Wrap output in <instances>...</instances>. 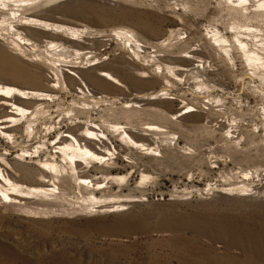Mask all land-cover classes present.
<instances>
[{
	"label": "rangeland",
	"instance_id": "obj_1",
	"mask_svg": "<svg viewBox=\"0 0 264 264\" xmlns=\"http://www.w3.org/2000/svg\"><path fill=\"white\" fill-rule=\"evenodd\" d=\"M217 3V0H48L36 9L37 13H33L35 9L25 11L27 15L84 25L88 26L86 30L105 34L104 38L111 39L108 46L99 50L103 58L110 57L114 65L126 63L128 58L135 60L151 75L146 80L123 73L129 90L151 92L162 87L168 77L172 81L170 92L177 97L158 99L154 104L141 102L139 111L133 114L126 112L129 108L124 104L122 112V105L116 102L91 105L94 107L91 114L102 121L123 116V122L132 121L139 128H146L149 122L161 126L162 130L155 135L157 154L124 145L121 153L113 154L121 165L116 164L111 172L127 174L124 184H114L115 189L124 187L123 193H132L133 197L123 198L134 201L123 208L115 206L119 209L111 213L98 212L94 206L88 211L82 208L85 196L67 183L68 188L54 203L44 200L40 203L41 199L34 194L32 199L9 203L0 192V264H264V93L260 90L264 88V79L259 76L263 71L253 72L239 53H235L233 61L225 59L207 38L215 24L228 35L233 34L231 16ZM3 17L0 12V20ZM119 26L132 28L144 44L156 46L150 53L135 55L129 44L108 34ZM168 36L163 45L156 44ZM5 52L0 45V82L10 79L11 84L34 86L28 76L39 71L40 62L32 61L40 58L35 55L39 52L27 50L29 59L25 63ZM190 53L198 61L181 58ZM41 55V62H50L51 55L44 49ZM192 60L204 65L200 70H208L203 72L205 76L196 77L200 72L199 68H192ZM159 63L163 67H158ZM174 63L189 65L191 69L178 71L183 72L182 77L175 78L164 68ZM48 66L44 68L50 75L53 70ZM202 79L208 87L198 88L197 82ZM100 86L96 85L98 90ZM109 89L118 90L114 86H102L101 90ZM123 97L124 101H135L129 92L123 91ZM187 105H195L200 111L177 119L169 116ZM63 107L66 106H60ZM153 107L159 111L150 110ZM24 123L19 124L21 133L25 131ZM229 130L234 131V137H230ZM32 136L20 145L1 136L0 148L13 146L9 157H18L24 153L23 148L35 150L38 138L31 141ZM31 143L32 146H27ZM22 172L25 175L21 183L38 185H33L40 178L35 168L30 172L23 168ZM143 173L148 179H142ZM51 176L47 173L46 179L52 181ZM238 187H245L242 192L246 194L238 195L241 192Z\"/></svg>",
	"mask_w": 264,
	"mask_h": 264
},
{
	"label": "bare ground",
	"instance_id": "obj_2",
	"mask_svg": "<svg viewBox=\"0 0 264 264\" xmlns=\"http://www.w3.org/2000/svg\"><path fill=\"white\" fill-rule=\"evenodd\" d=\"M44 1L48 0H0V12L4 14L3 19L0 20V45L3 50L8 52L9 55L11 54L12 58L13 56L18 57L19 61H22V63L28 62L27 50L30 49L31 51H38L39 53L35 55L40 58H42L41 56L43 54L41 55V52L43 49L51 55L50 57L48 56V60L50 61L48 63L45 62V60L41 62L40 58L32 59V61H38L37 63L40 62L39 71H35L36 73L30 76L27 75L28 79L32 80L34 86L25 87L23 84V87L11 84V82L8 83L10 81L8 78L9 76L7 77L9 79L8 82H3L4 80L0 82V137L2 136L3 138L9 139L7 141H11L13 144L19 143L18 145L28 142L26 138H29L31 135H33L30 139L31 141L38 138V144L35 150H31L28 147L23 148L22 151H24V153L20 154L18 157H9L11 154L10 151L13 149L11 147L13 146H1L2 148H0V150L5 149L6 152L0 151V192L6 198V200H4L9 203H18L24 198L32 199V194L38 196V199H41L40 203H42L43 200L54 203V201H58V199L62 197L61 195L68 188L65 186V183H67L70 188L73 186L78 188L83 196H85L83 198L85 203L82 204V208L88 211L91 206H94L97 208L98 212L114 213V211L119 209H115V206H122L123 208V206L130 203V201H134V199L130 200L128 198H123L133 197L132 193H123V191L125 192V189H123L124 187L121 189L119 188L120 190L118 191L115 189L114 184H118L119 186L124 184L127 174L111 172L112 169H115L116 164L117 166L120 164H118L117 156H113V154L121 153L122 145L128 146V148L134 147L140 150H149V152H146L149 154L154 153V151L156 152L159 146H155L156 142H158L155 135L162 129L160 125L154 122L147 123L146 128H139L133 124L134 122L131 123L132 121L129 122L125 119L126 121L123 122V116H114L115 118H106L102 121L94 117V114V116L91 114V111L95 107L94 105L97 104L98 106L99 103H104L106 101H109V103L116 102L122 105V112L124 104L126 108H129L126 112L133 114L139 111L141 102H144V104H154L158 99L172 100L176 99L177 96L175 97L170 92V90H172V81L168 77L165 78L162 87L153 91L151 90V92L140 90L133 92L129 90V85L123 81V73L125 75L132 74V76L136 74L138 77L145 78L146 80L150 78L151 75L145 67L139 65L135 60L132 62L128 58L126 63L121 61V63L114 65L112 63L114 60L111 61L110 57L103 58L104 54L99 52V50H101L103 46H108L110 43L108 41L111 39L110 37L104 38L103 36H105V34H98L99 32L96 33L93 30H86L88 26L82 25L83 27H79L80 25L74 26L68 23L54 22L46 20L45 18H38V16L35 17L34 15L25 14V11L27 13V10L30 9H35L33 13H37ZM217 1V5L221 9L226 10L228 15L231 16V26H229L233 28V30H230L233 34L228 35L223 32V28L220 29L216 26L217 24H215L212 29L210 28L211 31L208 30L210 36H208V34L207 38H210L214 47L216 46L217 49L224 54L225 59L233 61L236 55L235 53L244 56L246 58L245 60L249 62L247 64H250L252 66L251 68L254 69L252 70L253 72L257 70H260V72L261 70L263 71L259 76L264 79V0ZM184 5L185 3L183 6ZM184 10L186 9L184 8ZM227 29L229 30L228 27ZM172 33L173 30L171 34ZM108 34L114 39L122 40L125 44H129V48L132 49L137 56H141L142 52H152L151 48L153 49V47L156 46L155 44L152 46L144 44L132 28L130 29L125 26L115 27ZM168 39L169 36L158 41L156 44L163 45ZM38 40L42 41L44 44L41 45ZM182 57H188L198 61L195 54L190 53L182 55L181 58ZM76 60H80V63L77 64ZM16 61L17 59L14 62ZM85 61L86 63L83 64ZM58 62L60 63L58 64ZM192 64H194L192 68H199L198 72L200 73L196 76L197 78H200L201 75L205 76L203 74L208 70L206 72L202 70L204 68L203 64L193 63V60ZM20 66L22 67V65ZM47 66L53 70V73L50 75L46 74L44 67L47 68ZM165 66L164 68L168 69L170 76L173 75L175 78L179 79L182 77L180 74L191 69L189 65L182 63L166 64ZM158 67L161 68L163 66L159 63ZM8 68L10 71V67ZM32 68L35 69L36 67ZM200 68L202 69L200 70ZM25 69L28 68L25 67ZM253 72H251V74H253ZM17 76L18 75H16V77ZM202 80H198V88L202 86L208 87L205 80ZM96 85H102L103 87L109 86L110 88L114 86L118 88V90H101L102 86H100L101 89L98 90ZM259 85L261 84L258 83V86ZM122 88L126 90H122ZM260 90L264 93V88ZM123 91L124 93L129 92L135 101H124ZM63 104L66 107L61 109L60 106L62 107ZM91 105L94 107H91ZM55 106L58 107L54 108ZM186 108L188 109L186 110ZM150 110L159 111V109L155 107ZM199 111L200 110L196 108L195 105H187L181 107L176 113L169 114V116L177 119L186 114H197ZM131 115H128V118H131ZM22 122H25V131L21 133L19 124ZM224 126L223 124L222 127ZM231 127H234V125ZM228 132L230 137L235 136L232 134L234 131L229 130ZM115 137L117 138L116 142L118 141L121 143L120 145H117L118 142L115 143L113 140ZM236 143L239 144L238 141ZM30 145L32 146V143L27 146ZM43 156H46V158H43ZM129 158L132 159L131 157ZM84 164H86L85 166L87 168L88 166L90 167L91 164L92 166L85 169ZM24 165L27 167H24ZM101 166L104 167L103 171L99 169ZM22 167L26 168L29 172L31 168H35L37 174L40 176L37 183H33V185L38 184L37 186L26 185L20 182L23 178L22 176L25 175V173L22 172ZM98 169L103 173H101L102 175H99ZM47 173L53 176H51L52 181L46 179ZM148 177L147 174H142L143 180L148 179ZM34 178L35 177H33V180H35ZM24 179L22 180L23 182ZM105 181H107L106 184H103ZM30 182H32V179ZM125 183L127 184V182ZM6 185L8 187H5ZM245 187H238L239 191L241 190V192H237L238 195L246 194V192H242L246 190ZM74 191L71 190V193ZM250 191H248V193ZM256 192L257 191L254 193ZM114 198H117V200H114ZM64 199L65 198H63V200ZM50 204L51 203H49V205Z\"/></svg>",
	"mask_w": 264,
	"mask_h": 264
}]
</instances>
